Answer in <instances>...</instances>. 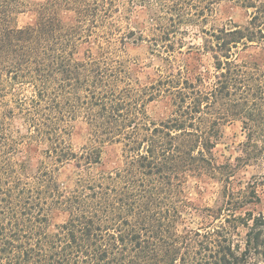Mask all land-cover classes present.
<instances>
[{"label":"trees","instance_id":"16d2710c","mask_svg":"<svg viewBox=\"0 0 264 264\" xmlns=\"http://www.w3.org/2000/svg\"><path fill=\"white\" fill-rule=\"evenodd\" d=\"M230 1L251 10L246 25L207 28L218 0H43L18 26L27 5L0 0V264H264L247 187L228 188L225 216L185 196L191 178L229 182L264 146V64L237 60L264 48V0ZM143 44L164 64L150 83L128 55ZM206 53L213 72L197 68ZM157 100L160 119L147 111ZM78 120L91 140L76 151ZM233 120L246 140L219 164ZM107 144L121 165L103 168Z\"/></svg>","mask_w":264,"mask_h":264},{"label":"rangeland","instance_id":"374dc122","mask_svg":"<svg viewBox=\"0 0 264 264\" xmlns=\"http://www.w3.org/2000/svg\"><path fill=\"white\" fill-rule=\"evenodd\" d=\"M42 1L23 0L27 6L23 9V12L18 14L16 24L18 26H24L32 23L35 19L33 9ZM250 12L251 10L242 8L230 0H218L213 7V11L208 15L206 27L218 28L222 26L232 27L235 24L246 25L250 19ZM133 18L135 24L141 26V23L146 19L145 11L141 9L136 10ZM262 46H252L240 51L237 54L238 62L256 61L263 65L264 48ZM128 55L132 60L137 62L139 68L136 69V73L142 82L150 83L159 77V69L164 64L159 58L151 54L146 44L129 48ZM212 65L213 59L207 53L202 55L197 61L198 70H209L213 72ZM147 111L152 118L160 119L166 115L168 108L163 101L157 100L149 104ZM221 130L222 136L217 140V144L213 150L214 157L219 164L230 163L234 165L237 163L236 158L241 154L242 143L246 140L242 123L238 120H233L223 125ZM90 140L91 136L86 123L78 120L71 134L73 149L76 151L81 150L84 145L90 143ZM247 154L252 156L250 157L249 163L237 167L234 170V175L230 177L229 182H226L223 177L212 178L209 176H201L191 178L185 187L186 198L196 207H211L212 211L221 209L224 210V214L228 213L225 211L227 206L225 202L228 199V188L237 190L240 187L242 189L247 187L249 193L248 195L246 194L247 197L245 199L255 201L257 198L260 199V203L255 205L249 203L246 207L254 208L255 214L258 211L264 212V146H260L259 149L250 147L244 155L247 156ZM102 164L103 168L106 169L122 164V147L120 144H107L104 146ZM69 168L71 166L62 172V177L71 173ZM253 190L255 191L256 197L250 196ZM64 218L65 216L63 214L54 217L53 224L56 226L60 225ZM196 220H199V218ZM239 232L240 235L237 238L241 239L244 235V228H240Z\"/></svg>","mask_w":264,"mask_h":264}]
</instances>
